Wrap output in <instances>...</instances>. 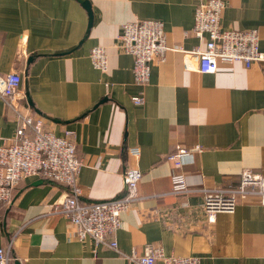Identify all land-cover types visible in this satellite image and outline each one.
Returning <instances> with one entry per match:
<instances>
[{
    "label": "crops",
    "instance_id": "0c3cea01",
    "mask_svg": "<svg viewBox=\"0 0 264 264\" xmlns=\"http://www.w3.org/2000/svg\"><path fill=\"white\" fill-rule=\"evenodd\" d=\"M222 28H257L264 50V0H224ZM88 2V6L85 3ZM196 0H0V72L18 71L25 103L58 135L71 131L83 166L80 200L123 197L124 172H142L139 193L109 236L126 253L146 244L201 264H264V204L239 198L231 212L209 218L204 188H234L249 168L264 174V63L237 61L216 72L186 69L181 48H205L194 32ZM164 23L169 47L150 80L134 79V58L120 47L126 22ZM104 47L107 68L91 51ZM142 95L137 104L133 96ZM17 122L0 98V144ZM189 150L181 170L189 188L172 193L168 154ZM137 150V153L134 151ZM67 187L30 176L2 203L0 247L11 264H133L125 255L80 239L62 215L49 214Z\"/></svg>",
    "mask_w": 264,
    "mask_h": 264
},
{
    "label": "built area",
    "instance_id": "2783aa9c",
    "mask_svg": "<svg viewBox=\"0 0 264 264\" xmlns=\"http://www.w3.org/2000/svg\"><path fill=\"white\" fill-rule=\"evenodd\" d=\"M193 32L205 40V48H181L186 69H198L201 73L216 72L221 65L241 61L247 67L264 63V50L260 46L257 28H222L221 16L226 6L224 0H196ZM120 47L134 58V79L139 84L150 80L154 61H164L171 48L167 42L164 23L156 19H140L126 22L119 36ZM93 64L102 70L107 68L104 47L95 46L91 51ZM21 74L18 71L0 72V98L17 122L15 134L9 141L0 144V212L1 204H11L14 189L30 176L52 179L67 187L54 202L49 214L65 216L75 227L80 239L92 237L97 244L107 245L125 255L133 264H201L197 256L166 255L157 245L146 244L142 253L119 249L117 240L109 236L122 226V213L136 200L142 198L139 182L142 172L136 167L124 172L126 194L123 197L83 203L78 176L83 160L78 156L71 131L58 135L45 127L43 119L25 103L21 89ZM141 104L142 95L132 97ZM137 153V150L134 151ZM189 154L181 147L168 154L176 171L172 174V193L185 194L189 188L181 170L183 158ZM204 207L213 219L220 211L231 212L239 198L257 196L264 204V174L249 168L243 169L239 185L234 188H204ZM12 243V242H11ZM11 243L0 247V264H11Z\"/></svg>",
    "mask_w": 264,
    "mask_h": 264
},
{
    "label": "water",
    "instance_id": "95a60500",
    "mask_svg": "<svg viewBox=\"0 0 264 264\" xmlns=\"http://www.w3.org/2000/svg\"><path fill=\"white\" fill-rule=\"evenodd\" d=\"M85 6H88V2L85 3Z\"/></svg>",
    "mask_w": 264,
    "mask_h": 264
}]
</instances>
